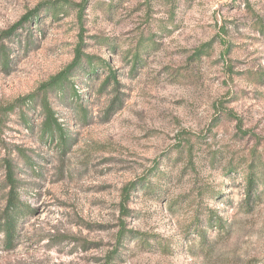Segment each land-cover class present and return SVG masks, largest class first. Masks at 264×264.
<instances>
[{
  "label": "rangeland",
  "instance_id": "1",
  "mask_svg": "<svg viewBox=\"0 0 264 264\" xmlns=\"http://www.w3.org/2000/svg\"><path fill=\"white\" fill-rule=\"evenodd\" d=\"M84 2L0 0V264H264V0ZM79 51L52 138L29 96Z\"/></svg>",
  "mask_w": 264,
  "mask_h": 264
},
{
  "label": "trees",
  "instance_id": "2",
  "mask_svg": "<svg viewBox=\"0 0 264 264\" xmlns=\"http://www.w3.org/2000/svg\"><path fill=\"white\" fill-rule=\"evenodd\" d=\"M87 0H85L84 4L86 3ZM34 14V13H33ZM33 17L31 15H27L24 17V20H22L23 26L27 23V21H30ZM34 22H36V16H34L33 19ZM17 26H14L11 30H8L4 32L3 37L8 38L12 34L15 33ZM1 55H4L7 58V54H5V48L2 47L0 49ZM83 53L79 51L77 54L76 59L70 64L67 69H65L63 72L59 73L57 76L53 77L50 82H47L43 84L37 93L30 95L29 97L31 100L34 99H39L44 115H45V120L42 125V131L46 135H50L52 138L56 136L58 133L61 137L64 135V128L62 124L59 122L58 118L55 115L54 110L51 108L50 103H49V93L51 91H59L63 92L67 86H69V89L71 93L77 97V89L75 88L74 82L70 79L73 74L72 72L78 68L80 65L83 63L81 60H83ZM92 58V57H91ZM87 62L90 64L93 62L92 59H87ZM106 64V63H105ZM109 66V64H108ZM109 78L115 79L114 73H112ZM28 97V98H29ZM28 100L25 98V102L27 103ZM14 108V107H13ZM10 109V110H13ZM7 111V110H5ZM5 111H0V130L2 128L4 118H3V113ZM1 136V135H0ZM5 164V171H6V179H5V184L8 187V196H7V203L4 209L0 212V238L3 236L4 238V243L6 247H13L15 243V236L18 233V223L19 221L26 216V214L30 211V206L27 205L26 211L23 208L22 200H21V194L19 190V178L17 177L15 173V166L13 162L8 158L4 162ZM247 186H246V196L248 197V203L250 201L254 200L256 198V190H257V180L258 176L254 172V170H251L247 172ZM136 187L135 183L130 184V186L127 188L126 192V197L129 199L130 192ZM124 214H128L130 211L127 208H123ZM214 212H211L209 214L210 221L212 223H217L216 225H221V222L217 219L218 216ZM123 233L121 232V235Z\"/></svg>",
  "mask_w": 264,
  "mask_h": 264
}]
</instances>
